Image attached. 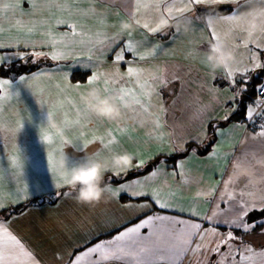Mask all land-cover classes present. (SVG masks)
<instances>
[{"label":"crops","instance_id":"1","mask_svg":"<svg viewBox=\"0 0 264 264\" xmlns=\"http://www.w3.org/2000/svg\"><path fill=\"white\" fill-rule=\"evenodd\" d=\"M6 1L14 4V9L18 10H13L11 14L4 10L2 14L4 25L2 26V23L0 25V44L22 46V37L25 38L24 41L30 42L31 46L29 47L34 44V46L38 45L39 48H43L44 51L41 53L50 59L51 56L48 53L57 51L68 52L69 55L67 59H51L62 62L61 64L44 67L33 74L23 76L26 78L25 82H21L20 79L9 80L10 86L0 89V95L7 93L6 98L0 102V130L3 135V139L0 138V203L4 205L0 212L35 198H48L54 202L61 190L70 188L68 185L59 189L55 187L57 181L53 175L52 165L56 166L57 159L64 152L74 161L97 152L101 157L111 152L132 153L135 157L132 167L120 172V175L130 170L141 169L136 167L141 160L144 161V167L157 156L172 155L184 149L185 145L190 142L199 144V149L204 148L211 141L208 127L216 122H225L238 112L239 107L236 99L237 94L241 91L240 82L247 81L251 72H255L263 66L262 50H257L251 44L246 52L243 48L234 50L232 41L223 40L238 58V63L232 68L244 69L246 66L248 68L247 72H237L231 79L224 69L213 71L208 66L204 55L209 43L214 41L210 36L211 29L214 28L223 34L228 25L219 19L226 15H213L217 19L214 25L209 28L204 22L197 19L202 16L199 10L227 5H235V9H237L244 6V0H238V2L224 0V2L216 4H189L185 0V6L190 10L178 19L179 22L191 19L192 31L187 34L182 30L179 33L175 32L176 19H170L173 27L155 34L149 32L143 27L144 23L148 22L150 27L154 26L160 17L150 9H142L137 14L134 0H68L75 13L70 20L77 25V31L90 34L93 40L97 39L95 35L97 32L104 34L105 43L98 44L91 50L87 45V37L84 38L83 43H81V37H76L74 42H68L69 46H65L62 34L70 33V29L66 24L57 25L55 21L69 19V14L57 9L54 4H49L48 0H36L35 7L30 0ZM26 2H28L29 8L33 7L35 10H26ZM163 16L168 18L166 13ZM137 18L141 20L139 24L136 23ZM6 21L13 25L12 33L4 31ZM121 21L133 22L134 29L121 32ZM49 29L52 32V37L57 41L54 46L47 34ZM170 31L173 33L171 37L168 36L171 34ZM129 34H131L130 39L135 44L138 53L146 54L155 50V55H148L147 59L140 61L138 56L134 57L133 53L126 51L125 59L133 61L140 67L152 69L153 72L162 73L168 81L167 87L157 86L159 95L162 97L159 102L165 111L158 112L156 109L150 108L151 112L161 117L162 129H157L152 122L155 116H150L143 110L126 116L125 109H123L124 119L118 121H109L96 116L81 103V93L96 87L105 95H112L115 93V87L111 84L108 85V92L105 93L103 78L93 86H88L86 82L78 83L80 87H76L77 84L71 81L74 71H90L91 77L96 73H112V68L118 67L121 71L120 74L126 73L129 65L124 62H120L118 66L115 65L113 54L125 45ZM161 34L167 35L168 38L160 39L159 35ZM27 36L31 38L26 39ZM32 37L36 40H33ZM113 37L115 41L112 40ZM20 41V44H16ZM235 43L240 45L243 42L237 40ZM4 48H0V50L2 51ZM197 52L200 55H197ZM254 52L258 53L260 57V68H254L253 62L250 60V56ZM90 55L91 60L88 59ZM33 76L38 78L32 79ZM27 82L34 86L30 88L18 87L20 83ZM50 83L59 84L62 98L56 101L47 97L45 103L41 101L43 98H40V101L34 100V92H38V89L42 91L41 87ZM24 91L28 92L29 98L23 96ZM169 95H171L170 99ZM157 99L154 96L152 103L156 104ZM29 104L35 107L31 112ZM77 109H79V117ZM240 117L238 116L235 121L217 129L215 143L207 154L202 155L198 150L195 153L191 151L185 158L180 159L174 168H169L166 163L161 162L147 175L125 183L131 184L137 179L145 181V178L150 176L153 171H159L157 177L147 180L140 186H134L127 192H120L118 199L102 201L95 206H88L89 209L87 205H80L64 194L54 205L47 202L43 205L32 206L24 213L0 222H3L9 231L34 254L40 264H73L75 256L81 254L88 247L98 242L109 241L128 227L135 226L152 215H166L172 220L183 219L198 222L207 233L202 242L203 245H207V250L202 247L195 254H187L179 261V264H216L221 258L220 253H226L228 249L226 245L221 246L219 253H215L211 249L229 231H232L237 237L242 236L243 243L254 244V251L260 250V248H264V234H262L264 229L259 232L252 230L248 234L243 233V235L239 232L241 229L216 222L228 218L230 215L228 210L231 202L225 203L219 200V197L223 191V185L230 175V169L234 163L233 157L240 156L242 151L257 143L250 138L249 134H255L259 130L248 129L246 121L244 122ZM77 118L80 119L79 125L74 123ZM141 118L145 121L143 126L137 123ZM120 121H129L123 131L117 127ZM20 123H23L24 126L17 130ZM52 124L62 130L63 140L71 141L70 144L62 143L61 136L57 135V129L53 128L49 131L48 127L50 126L51 129ZM41 128L53 137L51 144L41 139ZM109 131L116 136V143L104 148L101 140L97 138H103V142H107ZM152 132L157 135L162 132L163 142L150 136L149 134ZM217 148L219 155L213 156L212 154ZM11 156L20 158L22 169L18 170L13 167ZM181 163L184 166L182 170L178 168ZM181 171L184 173L183 176L179 174ZM173 172L178 174L173 176ZM107 174L116 175L112 172ZM185 180L188 182L184 183ZM165 181L168 187L165 186ZM194 181H198V183ZM123 184L112 186L117 189ZM209 188L214 189L212 195L197 196V193L202 189ZM132 190L145 192L158 190L165 197L169 192H175V196L171 198L172 206L165 209L159 208L151 196H141L149 199L142 202L123 203L121 197L123 195L130 196ZM217 203H219V209L216 208ZM143 204H147L149 207L146 209L141 207ZM154 206L159 210L155 211ZM69 207L72 214L76 208L79 212L80 208L84 207L89 215H92V229L87 230L85 225L79 227L80 222H75L74 216L68 214ZM213 211H218L222 215H218L213 221L203 218L205 215H211ZM193 212H196L197 215L193 216ZM85 223L84 219L82 224ZM167 223L164 222L165 225ZM176 227L181 226L176 225ZM212 229H215L218 235H213ZM150 231H152L151 228H145L141 230V234L147 235ZM159 242L165 243L163 235ZM197 242L194 241V243ZM232 243L237 248L241 246L239 240ZM237 255L239 257L237 261H239L240 256ZM82 264H86V262H82ZM105 264H124V262L108 261ZM153 264H171V262L162 260L154 261ZM225 264H231V257L225 261Z\"/></svg>","mask_w":264,"mask_h":264},{"label":"snow or ice","instance_id":"2","mask_svg":"<svg viewBox=\"0 0 264 264\" xmlns=\"http://www.w3.org/2000/svg\"><path fill=\"white\" fill-rule=\"evenodd\" d=\"M2 2V0H0ZM35 7L36 0H30ZM136 13L139 14L142 9H150L156 16L161 17L166 13L168 19H176L177 25L175 32L179 33V17L183 16L190 9L185 6V0H134ZM224 2V0H187L189 4H216ZM228 2H238V0H228ZM49 4L61 10L66 11L69 14V19H57L55 23L66 24L70 29V33H63L62 40L65 42V46H69L68 42H74L76 37H81V43L84 42V38L87 37V45L90 50L96 45H103L105 43L104 34L97 32L95 35L96 40L92 39L90 34L83 31H77V25L71 22L70 18L74 13L72 5L68 0H48ZM163 6V12H162ZM15 7L12 3L2 4L0 11L5 9H13ZM160 19V18H159ZM159 19L154 26H149L148 22H145L143 27L149 32L155 34L161 31L159 27ZM226 25H228L226 31L221 34L216 29H211L210 36L213 40H229L232 41V48L238 50L243 48L246 52L249 50V45H254L257 50H264V0H244V6L234 9L229 15L219 18ZM141 20L136 19V23L139 24ZM31 31V29H29ZM51 38L53 46L57 41L52 37V32L49 29L48 33ZM129 39L123 47H120L119 51L113 54V62L115 65H119L120 62H124L127 67L126 73L119 74L118 67L113 68L112 73H96L93 74L88 80L87 85L93 86L103 78L105 84L104 92H108V85L115 87V95L122 98L123 106L125 109V115L129 116L138 110H143L150 116H155L153 123L157 129H162L161 117L155 115L150 111V108L156 109L158 112H164L163 105L159 102L162 97L159 95L157 86L167 87L168 81L165 79L162 73L153 72L152 69L143 68L125 59V52L133 53L134 57L138 56L140 61L147 59L148 55H155V50L151 53L140 54L136 50V46ZM115 41V38H112ZM242 41L243 43L238 45L235 41ZM210 42V41H209ZM27 46V45H24ZM4 44H0V48H4ZM13 47V45H8ZM98 51L100 49H97ZM200 55L199 52L196 53ZM53 60L67 59L69 53L64 51H57L54 53H48ZM206 57V53H204ZM23 59V56L19 57ZM244 58V57H242ZM7 59V58H5ZM92 59L91 55L88 57ZM250 60L253 62L254 68H260V57L258 53H252ZM207 61V60H206ZM208 64V63H207ZM208 66H210L208 64ZM227 73L229 79L233 78L237 72H247V66L244 69L228 68L224 70ZM38 77L33 76L32 79ZM21 82H25L26 78L21 76ZM246 83V81H245ZM11 82L7 79H0V89H6ZM76 87H80L79 84ZM258 91L264 94V86H260ZM7 96L0 95V102H2ZM157 97V103L153 104V97ZM257 105L264 104V101H255ZM77 116L79 117V109H77ZM254 116L259 117V123L254 119ZM246 119L250 121L259 131L255 134H249L253 141H256L250 148L242 151L240 156H234L233 166L230 169V175L223 185V191L220 194L219 200L230 203L229 217L216 222L228 224L234 226L237 229H241L244 233L248 234L257 226V221L251 223L245 220V217L253 210H260L264 212V112H256V109L251 106L248 107L246 112ZM67 123V121H65ZM75 124H80V119L77 118L74 121ZM129 121H120L117 127L123 131L126 124ZM24 124L20 123L18 129L23 128ZM52 128L57 129V135L61 136L62 143L70 144L71 141L63 140V132L57 125L52 124ZM239 127V125H236ZM153 138L163 142L164 135L161 132L157 135L155 132L149 134ZM0 138L3 139L2 130H0ZM41 139L51 144L53 137L47 133V131L41 129ZM100 139L104 148H108L113 143H116V136L109 131L107 142H103V138ZM196 149H192L195 153ZM213 156L219 155V149L217 148ZM51 159V157H50ZM11 163L13 167L22 169L23 165L18 156H11ZM144 161L141 160L136 165L137 168H142ZM183 164H179L178 168L183 169ZM53 175L56 178L55 187L59 189L64 185H67L68 176L61 173L55 164L52 165ZM177 172H173L172 175H177ZM184 175L183 171L179 173ZM119 176V173L116 174ZM159 175V171H153L150 176L145 178V181L139 179L133 181L131 184L124 183L117 191L127 192L133 189L134 186H140L147 180H151ZM188 181L185 180L184 183ZM198 183V181H194ZM165 186L168 187L165 181ZM214 192V189L209 188L207 190H201L197 193V196H210ZM131 197L151 196L152 200L158 205L159 208L165 209L172 206L171 198L175 196V192H169L167 197L161 191L153 190L151 192L132 190L130 192ZM4 205L0 203V209ZM143 208H148L149 205H141ZM216 208L219 209V203L216 204ZM193 216L197 213L193 212ZM218 215H222L218 211H213L211 215H205V220L213 221ZM259 223L264 225V218H258ZM164 222H168L166 225ZM163 225V227H161ZM180 225L181 227H176ZM145 228H151L147 235H142L141 230ZM213 235H218L215 229H212ZM207 233L203 230L202 225L198 222H191L188 220H172L166 215H152L143 219L135 226L128 227L126 230L120 232L113 239L106 242H98L95 245L88 247L81 254L75 256L73 264H105L108 261L124 262V264H153L154 261L167 260L171 264H179L185 255L195 254L199 252L203 247L207 250V245H203L204 236ZM264 234V233H262ZM163 235L165 243L159 242L160 237ZM241 241L239 248L235 247L233 241ZM194 241H198L194 243ZM227 246L228 251L226 253H220V259L216 264H225V261L231 257L232 264H245L247 261H251L253 256L264 257V251L255 252L251 245L243 243V237H237L232 231H229L223 236L219 242L211 249L215 253L220 252L221 246ZM239 254L240 259L237 261L236 255ZM95 257V258H94ZM59 258V257H58ZM0 264H40L35 258L34 254L26 248V246L5 226L3 222H0Z\"/></svg>","mask_w":264,"mask_h":264},{"label":"clouds","instance_id":"3","mask_svg":"<svg viewBox=\"0 0 264 264\" xmlns=\"http://www.w3.org/2000/svg\"><path fill=\"white\" fill-rule=\"evenodd\" d=\"M197 19L211 28L217 18L211 13H206ZM158 23L161 30L173 27L170 20L164 16L160 17ZM134 27L133 22L121 21L120 31L126 32L133 30ZM179 28L185 34L191 32V19L180 21ZM206 60L213 71L226 70L238 63L235 53L223 40H214L209 43ZM80 101L88 111L103 119L109 121L124 119V106L122 98L118 95H105L99 88L92 87L81 93ZM137 123L143 126L145 121L141 118ZM134 158V155L129 152H111L102 157L97 152L74 161L64 152L57 159L56 167L61 173L68 176L67 185L70 187V191L65 195L80 205L95 206L102 201L118 199L119 192L110 183L105 182V175L108 172L117 174L130 169Z\"/></svg>","mask_w":264,"mask_h":264},{"label":"trees","instance_id":"4","mask_svg":"<svg viewBox=\"0 0 264 264\" xmlns=\"http://www.w3.org/2000/svg\"><path fill=\"white\" fill-rule=\"evenodd\" d=\"M234 9H235V5H227L221 8L214 7V9L202 10V14L204 15L206 13H211L212 15H227V14H230ZM168 36L165 34H161L159 35V38L162 40H165L168 38ZM261 56L263 60L262 68L255 72H251L252 74H250L246 83L240 82L239 84L241 91L237 94V99H236L238 103V107H239L238 112L235 113L233 116H231L227 121L216 122V123L211 124L208 127V134L210 135L211 141L207 146H205L202 149H199V144H197L196 142H190L185 145L184 149L177 151L176 153L172 155L157 156L156 158L149 161L141 169L130 170L124 174H120L119 176L107 174L105 175V182L110 183L111 185H120L122 183L128 182L138 177L147 175L153 169H155L161 162L166 163L169 168H174L176 167V163L180 159L185 158L192 151V149L198 150V152L202 155L207 154L212 149V146L215 143L216 131L218 128L225 126L231 123L232 121H235L238 118V116H241L240 119L244 120V122L245 121L247 122L246 112L248 110V107L251 106L252 108L255 109L254 100L257 97L258 92H259L258 88L262 86V84L264 83V50H262ZM61 63L62 62H56V61L51 60L46 55L35 54L34 52L27 51L23 59H18L16 61H11V62H3L2 64H0V78L11 80V81H16L21 76L30 75V74L35 73L36 71L41 70L44 67H53ZM90 75H91L90 71H75L71 75V81L76 84L78 83L83 84L87 82ZM68 191H70V188L61 190L59 192L58 197H55L53 203H56L58 199L62 197ZM145 200H149V199L146 197L133 198L127 195H123L121 197V201L123 203L142 202ZM46 202H47L46 198H35V199L28 200L25 203L20 204L18 206H12L10 208H7L6 210H3L0 212V221L7 220L14 215L22 214L31 206L42 205V204H45ZM154 210L158 211L159 209L156 206H154ZM258 218H264V212L253 211L249 213V215L246 217V220L249 223L253 221H257V226L255 229H253V231H256V232H259L262 229H264V225L259 223ZM239 232L240 234L244 233L241 230Z\"/></svg>","mask_w":264,"mask_h":264},{"label":"rangeland","instance_id":"5","mask_svg":"<svg viewBox=\"0 0 264 264\" xmlns=\"http://www.w3.org/2000/svg\"><path fill=\"white\" fill-rule=\"evenodd\" d=\"M3 1H5L4 2V4H6V3H8V1H6V0H2V2ZM2 2H0V3H2ZM26 4V6H27V9L26 10H35V9H33V7H30L29 8V4H28V2H26L25 3ZM0 6H2V5H0ZM24 6V5H23ZM13 10H18V9H5V11L8 13V14H11L12 13V11ZM20 10H23V9H20ZM37 10H39V9H37ZM199 12L202 14V10H199ZM4 13V10L3 11H0V25H1V23H2V21L4 20V19H2L3 18V14ZM202 16H203V14H202ZM4 25V23H2V26ZM4 31H6V33H12L13 32V25L11 24V22H8V21H6L5 22V29H4ZM172 34L173 33H171L170 35H169V37H171L172 36ZM25 36V34H24V32H23V37ZM29 37L30 36H27L26 37V39H29ZM31 38V37H30ZM21 39H22V46H14L13 45V47H8V46H5V48L4 49H2V51L0 50V64H1V62H10V61H12V60H14V61H16V60H18V59H20L19 57L20 56H25L26 55V52L27 51H31V52H34V53H36V54H40L42 51H44V49L43 48H39V46L38 45H36V46H34V44H32V47H29V46H31L30 45V42H28V41H24L25 40V38L23 39L22 37H21ZM32 39L33 40H36L35 38H33L32 37ZM37 41H38V39H37ZM21 43V41L20 42H18V43H16V44H20ZM24 45H27V46H24ZM20 47V48H19ZM27 47H29V48H27ZM37 51V52H36ZM42 55H45V54H43V53H41ZM5 58H7V59H5ZM112 70H113V68H112ZM118 72H120L121 73V71H120V69L118 68ZM119 73V74H120ZM19 80V79H18ZM42 80H44V79H42ZM17 81V80H16ZM59 84H56V83H50V84H48V85H45V86H43V87H41L42 88V91H39V89H38V92H34V100H37V101H40V98H43V99H41V101L43 102V103H45V100L47 99V97H49V98H52V99H54V100H56V101H59L61 98H62V96H61V94H60V89H59V86H58ZM27 87V88H30V87H33L34 86V84H32V83H29V82H27V83H20L19 85H18V87L19 88H22V87ZM25 92V94L23 95V96H26V97H28V92L27 91H24ZM42 92V93H41ZM22 96V97H23ZM29 98V97H28ZM168 98L170 99L171 98V95H169L168 96ZM26 102V101H25ZM27 103V102H26ZM43 103H41V104H43ZM30 105V104H29ZM33 109H35V107H34V105H30V112H31V110H33ZM37 127H39V126H37ZM41 129H43V128H41ZM48 129H49V131L50 130H52L53 128H51L50 129V126L48 127ZM44 130V129H43ZM41 131V130H40ZM51 197V196H50ZM53 198V197H52ZM46 201L50 204V205H54L55 203H53V202H51V200H49L48 198H46ZM46 202V203H47ZM51 202V203H50ZM45 203V204H46ZM43 205V204H42ZM34 206H38V205H34ZM32 207V206H31ZM30 207V208H31ZM87 208H89L88 206H87ZM90 209V208H89ZM28 210V209H27ZM26 210V211H27ZM70 216H74V221L75 222H77V221H79L80 222V224H79V227L80 226H82V225H85L86 226V229L87 230H89V229H92V215H89V213L87 212V210L84 208V207H81L80 208V210H79V212H78V210H77V208H76V211L74 210V214H72V212L70 211V207H69V213H68ZM77 215H79V216H77ZM84 219L86 220V223L85 224H82L83 222H84ZM247 245H251V247L253 248V249H255L254 247H255V245L254 244H250V243H246ZM262 251H264V248L262 247V248H260V250L259 249H256L255 250V252H257V253H259V252H262ZM237 258H239L238 257V255L236 256V259ZM231 264H232V262H231ZM245 264H264V259H263V257L262 258H259L258 256H253V258H252V260L251 261H247V262H245Z\"/></svg>","mask_w":264,"mask_h":264},{"label":"built area","instance_id":"6","mask_svg":"<svg viewBox=\"0 0 264 264\" xmlns=\"http://www.w3.org/2000/svg\"><path fill=\"white\" fill-rule=\"evenodd\" d=\"M262 86H264V83L262 84ZM257 100L264 101V94H261L260 92H258V95H257V97H256L255 100H254V106H255L256 112H264V104L257 105V104L255 103V101H257ZM254 119L257 121V123H259V117L254 116ZM246 124H247V128H248V129L259 130L258 128L255 127V125H253V124H252L250 121H248V120H247Z\"/></svg>","mask_w":264,"mask_h":264},{"label":"bare ground","instance_id":"7","mask_svg":"<svg viewBox=\"0 0 264 264\" xmlns=\"http://www.w3.org/2000/svg\"><path fill=\"white\" fill-rule=\"evenodd\" d=\"M221 7H223V6H220V7H216V8H221ZM36 54V53H35ZM41 54V53H40ZM47 56V55H46ZM263 61V60H262ZM11 62V61H10ZM75 72V71H74Z\"/></svg>","mask_w":264,"mask_h":264}]
</instances>
